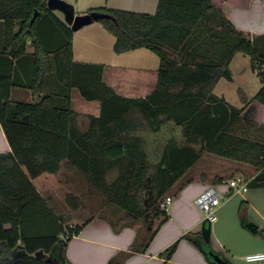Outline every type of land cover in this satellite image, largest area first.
<instances>
[{"label": "trees", "instance_id": "obj_1", "mask_svg": "<svg viewBox=\"0 0 264 264\" xmlns=\"http://www.w3.org/2000/svg\"><path fill=\"white\" fill-rule=\"evenodd\" d=\"M46 1L0 0L4 25L0 58L8 62L7 70L0 72V124L11 148L0 154V264H71L65 259V245L81 226H63L31 181L42 173H57L62 164L87 176L123 210L121 217L109 220L114 229L142 221L132 249L137 252L148 248L169 217L161 205L163 197L204 151L253 166L256 174L247 186H264V138L250 135L264 126L253 122L255 110L247 98L241 96L243 106L238 108L213 92L221 78L232 80L229 65L240 52L249 57L250 68L260 79L254 98L264 105V34L237 30L211 0H158L154 14L91 8L87 13L111 16L98 22L114 37L115 53L145 48L158 57L152 92L125 98L103 81V64L73 60V31ZM47 22L60 29L53 49L42 33ZM28 40L34 73L25 83L16 80L12 58L27 56ZM47 56L52 57L59 90L41 94ZM15 86L29 88L38 100L11 102ZM73 88L84 99L100 103V114L88 117L86 131L78 128V113L71 108ZM162 116L182 128L185 144L171 138L158 160L147 163L135 131L143 122L159 130ZM197 143L198 150L193 146ZM114 169L118 174L108 183L106 177ZM221 182V178L216 181ZM47 215L53 229L43 225ZM185 237L194 241L190 234ZM176 245L165 249L167 259ZM20 249L25 253L22 260L3 259ZM108 264H122V258L114 256Z\"/></svg>", "mask_w": 264, "mask_h": 264}, {"label": "crops", "instance_id": "obj_2", "mask_svg": "<svg viewBox=\"0 0 264 264\" xmlns=\"http://www.w3.org/2000/svg\"><path fill=\"white\" fill-rule=\"evenodd\" d=\"M73 6L75 14H86L91 8L108 7L138 13L154 14L158 0H65ZM223 14L229 19L233 26L246 34L257 36L264 34V0H211ZM53 13L64 21L60 12ZM60 29L50 22L42 28V33L48 48L53 49L59 39ZM4 25L0 20V56L3 48ZM114 37L108 33L98 22H92L73 31L72 52L75 62H86L103 64V81L110 86L116 94L125 98L145 97L155 88L158 78V65L151 61V57L145 48H139L124 53L113 51ZM151 52V51H150ZM33 47L27 41L26 57L21 60L12 58L15 68L16 80L28 82L34 73ZM139 57L140 61L130 65L121 64L118 59L124 55ZM229 65L232 80L235 83L237 73L232 67L233 60ZM45 83L41 94L53 93L59 90V83L53 76L52 57H46ZM7 60L0 58V72L8 68ZM7 66V67H6ZM241 83L237 88L241 90V96L247 98L249 106L254 108L253 122L257 126H264V105L254 98V95L261 87L257 74L249 68L238 72ZM252 77V78H251ZM224 78H221L214 87V94L225 100L226 103L241 108L242 99L237 103L229 99L222 91L216 93V89ZM252 79V84L249 80ZM251 88L250 93L246 90ZM80 97L78 89L71 90V108L78 113L77 125L81 131H86L89 123V116L97 117L100 114V103L96 100L83 102L85 112L73 108V97ZM240 96V97H241ZM82 97V96H81ZM11 102H32L38 100L27 87L15 86L11 89ZM83 98V97H82ZM244 113V112H243ZM84 117L86 124H78L79 118ZM264 131V130H263ZM11 152L10 145L0 124V154ZM211 154V153H208ZM205 155H200L197 164ZM217 156V155H216ZM220 157V156H218ZM222 159V160H221ZM219 160L230 168L231 159L221 157ZM191 166V167H192ZM189 167V168H191ZM220 168L214 175L201 173L199 176H189L171 194H166L161 203L165 208L168 219L161 224L157 233L144 252L132 251L136 242L139 230L143 224L139 221L133 225L114 229L109 218L100 215H91L81 222L74 221L75 226H81L77 235H73L65 245V259L71 264H108L110 258L119 256L122 264H217L209 256L210 250L220 254L231 264H264L263 261H249L246 256L254 253H264V186L258 188L247 187L246 191H238L227 183L230 180L245 178L243 175L231 177V169ZM66 169L61 165L57 173H42L32 179L38 193L45 199L47 206L53 213V217H59L63 226H68L65 217L77 210L78 204L57 202V186L48 183L56 180V176ZM235 169L234 171H236ZM186 172L178 179L180 180ZM231 172V173H230ZM221 178V183L216 181ZM177 180V181H178ZM176 181V183H177ZM176 183L172 188L175 187ZM215 186L224 193L221 204L215 210V218L210 222L209 242H206L201 235V224L205 219L203 212L195 204L196 197L209 187ZM171 188V189H172ZM169 192V191H168ZM167 192V193H168ZM166 197L170 201L166 202ZM119 218V217H118ZM45 220V217H44ZM66 222V223H65ZM47 230L53 229V220L50 223L49 216L46 217ZM69 225H72L69 223ZM6 228L9 225H5ZM190 234L194 241L185 237ZM177 242L175 251L169 259L164 254L166 248ZM20 244V243H19ZM122 253H128L126 256ZM33 256V255H31ZM25 253L15 250L11 255L4 257V260L20 261Z\"/></svg>", "mask_w": 264, "mask_h": 264}, {"label": "rangeland", "instance_id": "obj_3", "mask_svg": "<svg viewBox=\"0 0 264 264\" xmlns=\"http://www.w3.org/2000/svg\"><path fill=\"white\" fill-rule=\"evenodd\" d=\"M59 12V11H56ZM62 15V13L60 12ZM147 54L151 57V61L156 63L158 61V57L150 52L146 51ZM124 65H130L136 63V61H140L139 57L131 56V55H124L121 59H118L119 62ZM250 62L249 57L242 53H238L233 60L232 67L234 72L237 73V79L235 83H229L225 79L219 83L216 93L222 91L229 99H233L237 103L241 99L240 92L238 91L237 84L241 83L240 79L238 78V72L244 70L246 67L249 68ZM252 78V77H251ZM249 84H252V79L249 80ZM251 88L246 90V93H250L249 91ZM241 91V90H240ZM242 93V92H241ZM83 102L88 103L84 98L80 97H73V108L77 111L85 112ZM136 118H140L138 115ZM78 124L84 126L86 121L84 117H80ZM238 134L239 132L236 131ZM135 134L141 138V148L145 152L147 156V163H152L158 160L160 153L169 139H174L179 145L185 144V138L183 137L182 128L177 126L172 120H167L163 116L161 117L160 127L159 130L154 131L152 130L146 122H143L142 126L139 127ZM250 135L253 138L263 140L264 138V131L263 129H256L254 128ZM194 148L198 150L200 148V144H193ZM205 155L201 158V160L188 168V172L177 181L174 188L170 189L167 194H171L172 191L174 192L182 182L189 176H199L202 172L205 174L214 175V172L218 169L228 168L226 164H223L219 160L221 157H218L214 154H208L204 151L201 155ZM222 160V159H221ZM230 168H228L231 172V177H235L237 175H243L245 178H250L255 172L256 169L246 163H242L239 161H231ZM65 167V166H64ZM237 169L236 171H234ZM118 174V169H114L111 171L106 180L110 183ZM229 182V181H228ZM227 182V183H228ZM48 183L52 184V186H57L58 195H56L57 202L63 203H77L78 209L73 211L70 215L65 217V221L68 222L67 224L71 223L73 226L74 221L81 222L83 219L91 215H100L104 218L109 219H116L123 215V210H120L113 201L107 198L84 174L79 172L76 169L73 171H64L62 170L59 175L56 176V180H51ZM215 187V186H212ZM222 193V197H224V193ZM65 222V223H66ZM142 224V221H139Z\"/></svg>", "mask_w": 264, "mask_h": 264}, {"label": "water", "instance_id": "obj_4", "mask_svg": "<svg viewBox=\"0 0 264 264\" xmlns=\"http://www.w3.org/2000/svg\"><path fill=\"white\" fill-rule=\"evenodd\" d=\"M47 7L52 11H59L63 15L64 21L70 26L72 31H77L81 27L101 19H111V16L104 12L93 11L86 14H75L73 6L65 0H47ZM36 15V12L34 13ZM33 15V16H34ZM201 235L206 242L210 237V221L204 219L201 224ZM209 256L217 264H225L226 260L220 254L210 250Z\"/></svg>", "mask_w": 264, "mask_h": 264}, {"label": "built area", "instance_id": "obj_5", "mask_svg": "<svg viewBox=\"0 0 264 264\" xmlns=\"http://www.w3.org/2000/svg\"><path fill=\"white\" fill-rule=\"evenodd\" d=\"M249 180L237 178L228 182L230 187L236 188L238 191H246ZM222 193L217 187H209L199 194L195 199V204L203 212L205 219L210 222L215 218V210L221 204ZM170 201V197H166V202ZM249 261H263L264 253H254L246 256Z\"/></svg>", "mask_w": 264, "mask_h": 264}]
</instances>
